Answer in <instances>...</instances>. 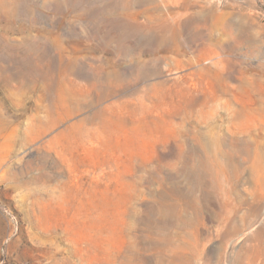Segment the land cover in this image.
<instances>
[{"label": "rangeland", "instance_id": "374dc122", "mask_svg": "<svg viewBox=\"0 0 264 264\" xmlns=\"http://www.w3.org/2000/svg\"><path fill=\"white\" fill-rule=\"evenodd\" d=\"M0 264H264V0H0Z\"/></svg>", "mask_w": 264, "mask_h": 264}]
</instances>
